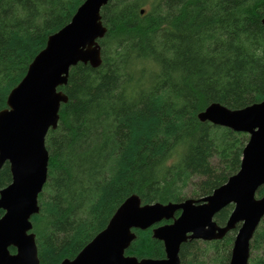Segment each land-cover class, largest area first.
Returning a JSON list of instances; mask_svg holds the SVG:
<instances>
[{
    "label": "trees",
    "instance_id": "obj_1",
    "mask_svg": "<svg viewBox=\"0 0 264 264\" xmlns=\"http://www.w3.org/2000/svg\"><path fill=\"white\" fill-rule=\"evenodd\" d=\"M83 1L0 0V110ZM102 16V64L71 67L60 87L68 101L46 137L48 178L32 217L39 264L75 257L132 194L167 203L188 188L195 198L211 193L239 170L248 134L198 114L213 102L264 100V0H109ZM11 180L5 163L0 189ZM232 210L215 220L225 224ZM237 229L183 242L181 264H229ZM152 230L135 229L126 253L165 257ZM249 264H264V218Z\"/></svg>",
    "mask_w": 264,
    "mask_h": 264
},
{
    "label": "water",
    "instance_id": "obj_2",
    "mask_svg": "<svg viewBox=\"0 0 264 264\" xmlns=\"http://www.w3.org/2000/svg\"><path fill=\"white\" fill-rule=\"evenodd\" d=\"M108 2L84 0L70 22L48 37L0 110V168L9 163L12 174L0 189V264L40 262L32 217L40 210L39 195L48 178L46 137L58 127L61 105L68 101L60 87L68 83L71 67L102 64L100 39L107 32L102 8ZM198 117L248 134L239 170L198 198L143 203L138 194L130 195L103 230L60 264H181L183 242L222 239L237 226L229 264H249L251 241L264 218V194H257L264 186V100L235 109L213 102ZM230 204L233 210L221 225L215 216ZM150 227L153 237L163 242L165 257L127 254L134 230Z\"/></svg>",
    "mask_w": 264,
    "mask_h": 264
},
{
    "label": "rangeland",
    "instance_id": "obj_3",
    "mask_svg": "<svg viewBox=\"0 0 264 264\" xmlns=\"http://www.w3.org/2000/svg\"><path fill=\"white\" fill-rule=\"evenodd\" d=\"M187 190H189V191H187V194H188V198H190L191 194H192L191 191L193 190V188H190V189L188 188Z\"/></svg>",
    "mask_w": 264,
    "mask_h": 264
},
{
    "label": "flooded vegetation",
    "instance_id": "obj_4",
    "mask_svg": "<svg viewBox=\"0 0 264 264\" xmlns=\"http://www.w3.org/2000/svg\"><path fill=\"white\" fill-rule=\"evenodd\" d=\"M195 198V197H194ZM171 222V221H170ZM162 224V223H161ZM15 249V248H14ZM12 251V250H11ZM12 252H15V251H12Z\"/></svg>",
    "mask_w": 264,
    "mask_h": 264
}]
</instances>
